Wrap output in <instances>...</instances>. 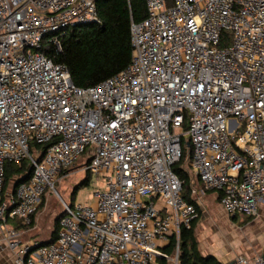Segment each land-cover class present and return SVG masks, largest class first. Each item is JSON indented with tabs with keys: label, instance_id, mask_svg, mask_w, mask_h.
Listing matches in <instances>:
<instances>
[{
	"label": "built area",
	"instance_id": "1",
	"mask_svg": "<svg viewBox=\"0 0 264 264\" xmlns=\"http://www.w3.org/2000/svg\"><path fill=\"white\" fill-rule=\"evenodd\" d=\"M145 5L146 18L131 23L129 65L82 89L41 48L56 34L49 43L60 53L65 30L99 22L95 0H0V223L28 227L45 193L87 147L94 152L84 170L104 180L92 205L63 203L51 244H24L9 231L11 264H178V245L164 251L198 216L172 170L185 123L192 196L218 193L230 218L259 215L264 0ZM223 32L231 33L225 46ZM32 143L48 144L40 162ZM25 160L31 178L4 193L5 165ZM233 264L264 258L241 255Z\"/></svg>",
	"mask_w": 264,
	"mask_h": 264
},
{
	"label": "trees",
	"instance_id": "2",
	"mask_svg": "<svg viewBox=\"0 0 264 264\" xmlns=\"http://www.w3.org/2000/svg\"><path fill=\"white\" fill-rule=\"evenodd\" d=\"M95 6L99 22L65 30L61 38L62 51L60 53L49 43V40L56 34L47 35L41 48V52L55 64L65 66L72 83L82 89L103 82L120 73L129 65L132 53L130 42L131 23L138 24L146 18L145 0H95ZM226 35V32L221 34V46L228 43ZM188 146L189 142H184L181 138V158L172 170L181 181L183 199L195 206L198 216L191 223L189 229L181 228L178 240L176 236L170 239L164 252L171 255L178 245V264H223L215 256L202 255L196 240V225L202 211L191 194L189 177L183 167ZM47 147L48 144H31V153L33 154L35 151L40 153L37 162L42 160V155ZM89 162L90 158L86 159L84 166ZM32 173L33 165L30 160L23 161L20 166L6 164L3 192L14 191L18 185L27 183ZM90 177V173L86 171V177L73 189L72 197L79 189L88 186ZM11 183L12 187H10ZM43 206L44 197L37 211ZM35 214L32 216V222L29 226L33 225ZM62 216L63 211L55 220V230L51 239L48 242L37 243L38 246H45L55 241L58 222ZM230 219L236 220L237 216ZM251 220V218H246L247 222ZM160 264L167 263L162 260Z\"/></svg>",
	"mask_w": 264,
	"mask_h": 264
},
{
	"label": "rangeland",
	"instance_id": "3",
	"mask_svg": "<svg viewBox=\"0 0 264 264\" xmlns=\"http://www.w3.org/2000/svg\"><path fill=\"white\" fill-rule=\"evenodd\" d=\"M227 33V39H230L231 33ZM227 40V42H228ZM242 124V123H241ZM188 124L183 126L184 142H188L189 137L186 134ZM243 128H239L238 133ZM238 133L234 135L237 137ZM94 148L87 147L85 153L70 167L67 172L54 184V190L49 189L45 193L44 208L38 213V222L34 229L42 227L45 222H50L60 215L63 211V203L74 209L77 205L90 206L93 204L94 194L103 188L104 180L100 176H91L88 186L79 189L72 197L71 193L76 185L86 177L84 162L91 158ZM187 152V148H186ZM185 164V163H184ZM190 172L192 170L189 168ZM190 181V180H189ZM13 183V182H12ZM12 183L10 187H12ZM198 186V185H196ZM207 202L204 197L193 196L201 207L202 215L196 225V240L202 255H213L218 259H235L238 256H247L254 258L264 254V204H259V215L247 222L243 216H238L236 220H231L219 207L218 201H210V195H207ZM46 224V223H45ZM48 224V223H47ZM41 231L37 232L40 238Z\"/></svg>",
	"mask_w": 264,
	"mask_h": 264
},
{
	"label": "crops",
	"instance_id": "4",
	"mask_svg": "<svg viewBox=\"0 0 264 264\" xmlns=\"http://www.w3.org/2000/svg\"><path fill=\"white\" fill-rule=\"evenodd\" d=\"M210 195L211 197V202L214 200L218 201L219 204V195L216 192H209L206 193L204 198V202H207V198ZM44 205H45V196H44ZM220 207V204H219ZM44 208V206L38 210L34 216V221L32 226L24 227L22 226L18 221H12L8 220L5 224L0 223V264H11L12 263V253L10 249L7 246V240H6V235L9 231H16L19 234V239L22 243L24 244H34V243H40V242H48L51 239L52 234L54 233L55 230V222L49 225L50 222H45L42 225V227L37 229H34L37 222H38V213ZM221 208V207H220ZM222 210V209H221ZM223 212V211H222ZM227 216V215H226ZM230 218V217H229ZM55 221V220H53ZM46 223V224H45ZM48 223V224H47ZM41 231L39 234H41L40 238L36 237L37 232ZM206 256V255H205ZM213 256V255H212ZM218 259L220 262L223 264H229L233 262L232 259Z\"/></svg>",
	"mask_w": 264,
	"mask_h": 264
},
{
	"label": "water",
	"instance_id": "5",
	"mask_svg": "<svg viewBox=\"0 0 264 264\" xmlns=\"http://www.w3.org/2000/svg\"><path fill=\"white\" fill-rule=\"evenodd\" d=\"M262 257L264 258V254L262 255ZM229 264H233V262L229 263Z\"/></svg>",
	"mask_w": 264,
	"mask_h": 264
}]
</instances>
